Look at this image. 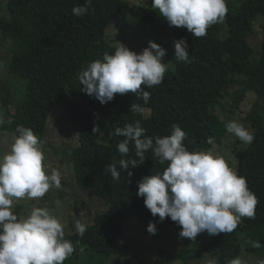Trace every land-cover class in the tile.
<instances>
[{
  "label": "trees",
  "instance_id": "16d2710c",
  "mask_svg": "<svg viewBox=\"0 0 264 264\" xmlns=\"http://www.w3.org/2000/svg\"><path fill=\"white\" fill-rule=\"evenodd\" d=\"M147 1V5H132L130 13L159 32L187 39L190 62L176 60L175 67L165 73L162 84L145 88L151 93L147 104L128 93L116 94L112 101L102 105L83 92L81 100L66 106L68 124L79 140L72 157L76 184L103 203L106 210L86 225L83 237L76 231L65 232V239L73 243L75 251L64 264H105L117 252L129 217L147 229L149 224H155L157 235H179L180 226L176 222L170 217L163 222L158 216L153 217L144 198L137 195L138 182L162 173L169 162L160 163L149 150L145 161L139 164L132 143L129 154L121 156L117 146L125 137L117 136L115 129L139 120L145 135L155 142L157 136L171 135L172 126L178 124L187 133L184 144L189 151H210L222 142L227 131L226 124L213 111L222 106L229 86L239 83L243 90L236 98L237 104L246 92L257 96L245 117L253 130L254 141L236 152L237 173L246 178L249 190L258 199L255 216L242 218L234 231L213 235L197 249H181L177 257L182 264L200 258H206L207 264L213 261L230 264L240 259L244 247L248 252L259 250L264 254V50L254 60L253 48L247 40L249 33L257 28L259 17H264V0L229 2L224 22L212 25L207 35L200 38L186 28L169 26L159 10L152 8L153 0ZM84 4L85 0L7 1L8 18L0 17V47L6 51L0 58V67L16 81L23 82L25 89L23 97L12 103L13 111L7 113L2 131L18 135L16 128L24 126L42 143L51 114L69 96L72 83L90 53H115L117 47L105 37L108 28L120 18L125 0H92L88 13L76 16L73 8ZM225 25L228 34L222 38ZM3 89L8 91L6 87ZM9 101L8 92L0 93V103L6 106ZM134 104L143 111L131 112ZM106 129L112 131L109 144L100 142ZM208 137L214 138L213 145L207 143ZM121 159L136 160L137 166L129 165L131 177L120 169ZM111 164L120 170L118 181L105 173ZM245 165L250 166L248 174L238 170ZM256 243L260 247H254Z\"/></svg>",
  "mask_w": 264,
  "mask_h": 264
},
{
  "label": "clouds",
  "instance_id": "9594fccd",
  "mask_svg": "<svg viewBox=\"0 0 264 264\" xmlns=\"http://www.w3.org/2000/svg\"><path fill=\"white\" fill-rule=\"evenodd\" d=\"M92 0L73 8V13L84 16ZM153 9L167 20L169 26L186 28L194 37L207 35L214 24L223 23L228 13L227 0H153ZM119 43V42H118ZM176 60L190 62L187 39L174 42ZM166 50L155 42L141 53L129 50L119 43L114 54L91 62L79 74L81 91L98 100L102 105L112 101L116 94H135L145 104L151 93L145 88L159 86L171 63H164ZM134 104L131 112H142ZM5 123L0 117V125ZM227 131L244 144H251L254 136L241 122L233 120L226 124ZM171 135L147 137L139 120L116 128L117 136L125 137L117 146L121 156L130 152L134 144L135 155L142 164L145 153L151 150L160 163L169 162L162 173L144 177L138 182L139 197L153 217L163 222L170 217L180 226L179 236L195 240L201 233L209 235L229 233L236 229L242 218H254L258 204L256 195L248 188L245 177L240 176L223 155L212 151H189L184 141L187 133L178 124L172 126ZM10 147L0 155V264H64L75 248L65 239L64 225L47 207H33L26 217L16 214V206L22 199L43 198L51 189L61 187V173L49 172L43 163L44 149L34 132L18 126ZM96 129H94V132ZM207 143L214 144L208 137ZM120 169L138 164L136 160L119 161ZM113 180L120 179L116 164L106 167ZM80 237L86 225L75 223ZM147 231L155 235V224ZM260 247L258 243L253 245ZM212 264H216L215 261ZM230 264H241L234 259ZM259 264H264V260Z\"/></svg>",
  "mask_w": 264,
  "mask_h": 264
},
{
  "label": "rangeland",
  "instance_id": "374dc122",
  "mask_svg": "<svg viewBox=\"0 0 264 264\" xmlns=\"http://www.w3.org/2000/svg\"><path fill=\"white\" fill-rule=\"evenodd\" d=\"M7 1L0 0V17L8 18ZM239 1L244 0H227V4ZM147 4H149L147 0H125V7L121 12L120 18L108 28L105 39L117 48L119 47V43H121L129 50L138 54L149 47L150 41L155 42L166 50V56L162 62L171 63L168 70L172 69L175 67L176 62L174 42L180 38L176 35L159 32L152 27L146 26L130 13L129 9L132 5ZM261 25H264V17H259L257 28L247 36V40L253 48L254 60H258L264 50V29L261 28ZM227 34L228 27L225 25L222 38H224L223 35ZM4 55H6V51L0 47V58ZM104 55L105 53L100 51H92L90 53L88 60L72 83L69 96L66 99H62L51 114L48 129L43 138L42 146L45 154L43 163L47 166L49 172L58 170L61 173V187L51 189L40 199L20 200L16 206V214L18 216L26 217L30 214L33 207H47L53 215L60 219L64 225L65 232L72 233L76 231L75 223L77 220L87 225L96 214L106 210V206L103 203L83 192L76 184L72 157L74 155V148L78 145L79 140L68 124L66 114V106L70 102L82 99L83 92L80 90L82 85L78 78L79 74L91 62L102 60ZM43 68L46 69L45 67ZM0 84L1 95H6V92L10 94V101L6 106L0 103V117L5 119L7 113L13 111L12 103L23 97L22 91L25 89V85L23 82L16 81L15 78L6 74L4 68L1 67ZM3 87H6L8 91H5ZM242 90L243 86L240 83L230 85L224 93L222 106L215 108L213 112L225 124L236 120L253 133L250 125L245 121V117L256 103L257 96L253 92H246L242 101L237 104L236 98ZM13 136L15 135L2 131L0 125V155L5 154L10 147ZM111 137L112 131L106 129L100 142L109 144ZM246 145L233 134L226 131L222 142L215 144L210 151L214 154L223 155L230 166H233L236 170L238 167L236 152L245 149ZM238 170L240 173L248 174L250 166H240ZM177 231L180 233L181 228L178 227ZM212 236L204 232L199 234L195 240H191L189 238H182L179 235L171 237H167L164 234L157 235V233L152 235L141 222L129 217L126 222L124 237L120 240L117 252L105 264H182L177 257L181 249L188 247L197 249L210 240ZM239 260L241 264H259L260 261L264 260V254L259 250L248 252L244 247ZM191 264H207L206 258H200Z\"/></svg>",
  "mask_w": 264,
  "mask_h": 264
}]
</instances>
